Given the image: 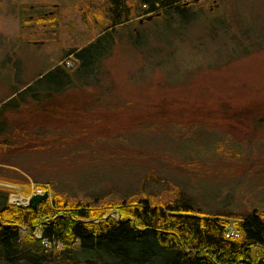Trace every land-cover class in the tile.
Listing matches in <instances>:
<instances>
[{"label":"rangeland","instance_id":"374dc122","mask_svg":"<svg viewBox=\"0 0 264 264\" xmlns=\"http://www.w3.org/2000/svg\"><path fill=\"white\" fill-rule=\"evenodd\" d=\"M213 2L209 18L183 35L171 34L173 48L161 39L163 20H148L147 14L124 26L102 63V85L80 88L76 80L62 109L76 113L60 119L30 116L7 102L65 62L75 65L71 51L88 45L109 23L107 0H0V129L7 130L8 122L17 145L0 151V190L10 192L8 204L31 207L32 196L48 194L42 202L61 197L90 203L120 219L114 202L141 194L168 202L177 187L193 197L202 215L264 212V107L256 109L264 103V0ZM40 11L62 18L52 26H22L23 14L32 21ZM134 32L147 36L149 48L128 41ZM147 49L160 51L162 62ZM59 78L31 88L23 103L31 105L29 97ZM121 99L128 100L125 106ZM162 101L171 105L152 106ZM194 103L203 113L198 123L186 118ZM209 111L218 114L209 117ZM157 120L164 124L154 129ZM232 234L237 231L230 221Z\"/></svg>","mask_w":264,"mask_h":264},{"label":"trees","instance_id":"16d2710c","mask_svg":"<svg viewBox=\"0 0 264 264\" xmlns=\"http://www.w3.org/2000/svg\"><path fill=\"white\" fill-rule=\"evenodd\" d=\"M215 6L213 0H107L105 11L109 23L103 26L96 39L88 45L71 51L75 57V65L65 62V65L55 68L36 84L22 92L20 91L25 87L15 91L13 95L16 96L7 103H16L17 111L24 108L26 110L23 112L30 116L34 113H47L64 119L70 112L76 113L75 110H62L68 104L64 95L67 88L73 87L76 80V87L80 88L81 84L87 83L97 87L102 85V63L114 52L119 42V32L124 31V26L139 22L140 17L147 14L153 15L154 20L164 21L161 39H165V43L173 48L171 34L183 35L186 27L189 29L199 19L209 18ZM26 12V15L30 13V9H26ZM25 14L21 18L23 27H29L32 22L36 26H44L45 21L52 26L62 18L58 13L46 16L40 11L30 21ZM145 19L143 22H146ZM215 21L219 25L218 18ZM134 36H142L143 41L134 40ZM146 37L134 32L128 41L134 47L149 48ZM147 50L154 57L157 56V64L162 62L160 51ZM55 74L60 78L45 87L43 94L39 95L37 92L32 98L25 96L33 104L26 106L23 95ZM123 92L125 93V87L123 91L117 92L121 95L120 98L125 96ZM121 101L125 106L128 100ZM168 105L171 104L162 101L152 106L164 109ZM186 105L187 103L179 105L181 111H184ZM261 106L264 107V103L259 104L256 109L261 110ZM191 107L192 111L186 118L198 123V118L203 113L199 111L197 104L194 103ZM253 108L255 109V105ZM247 112L248 108L235 114L238 117ZM217 114L218 112L209 111L207 116ZM135 119L140 123L148 121L141 120L140 115H136ZM152 122L154 129L164 124L162 120ZM4 126L7 130L0 129L1 137L4 138V141H0V151H13L17 147L13 140L15 131L11 130L8 122ZM225 152L231 150L227 149ZM0 165L3 164L0 162ZM204 165L207 170L211 167ZM9 196V191L0 190V264H264V212L254 210L242 214L225 211L212 216L202 215L193 207V197L177 187L174 188L172 200L168 202L156 201L143 194L134 199L114 202V212L121 215L120 219L106 214L108 208L90 203L72 204L60 197L55 198L52 204L41 202L36 208H32L8 204ZM230 221L238 236H226ZM36 232L40 234V238L34 236Z\"/></svg>","mask_w":264,"mask_h":264},{"label":"water","instance_id":"95a60500","mask_svg":"<svg viewBox=\"0 0 264 264\" xmlns=\"http://www.w3.org/2000/svg\"><path fill=\"white\" fill-rule=\"evenodd\" d=\"M153 17V15H150L147 17L148 20H151ZM47 197H48V194H45V195H35V196H32L30 198V205L31 207L33 208H36L38 206L39 203H41L42 201H46L47 200ZM119 217H120V214L118 213Z\"/></svg>","mask_w":264,"mask_h":264},{"label":"built area","instance_id":"2783aa9c","mask_svg":"<svg viewBox=\"0 0 264 264\" xmlns=\"http://www.w3.org/2000/svg\"><path fill=\"white\" fill-rule=\"evenodd\" d=\"M230 236H238V234H236V235H234V234H232V235H227V237H230ZM46 245H48L47 243H45Z\"/></svg>","mask_w":264,"mask_h":264}]
</instances>
